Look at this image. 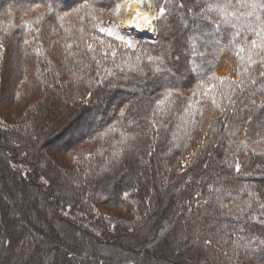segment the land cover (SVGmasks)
<instances>
[{
	"label": "trees",
	"instance_id": "obj_1",
	"mask_svg": "<svg viewBox=\"0 0 264 264\" xmlns=\"http://www.w3.org/2000/svg\"><path fill=\"white\" fill-rule=\"evenodd\" d=\"M123 1L0 0V264H264V0Z\"/></svg>",
	"mask_w": 264,
	"mask_h": 264
},
{
	"label": "bare ground",
	"instance_id": "obj_2",
	"mask_svg": "<svg viewBox=\"0 0 264 264\" xmlns=\"http://www.w3.org/2000/svg\"><path fill=\"white\" fill-rule=\"evenodd\" d=\"M118 15L126 33L142 37L157 35L158 14L153 2L129 0L120 8Z\"/></svg>",
	"mask_w": 264,
	"mask_h": 264
},
{
	"label": "rangeland",
	"instance_id": "obj_3",
	"mask_svg": "<svg viewBox=\"0 0 264 264\" xmlns=\"http://www.w3.org/2000/svg\"><path fill=\"white\" fill-rule=\"evenodd\" d=\"M129 0H124L116 9H115V11L114 12H112V14H110V15H108V17H106L105 18V20L101 23V27H100V29H104V31L103 32H105L106 34H108V35H110L111 37H113V38H116V39H119V40H122V41H124V42H129L130 41V38H136V39H138L137 38V36H135V35H131V34H128V33H126L124 30H123V28H122V21H120V18H119V15H118V13H119V10H120V8L125 4V3H127ZM145 1H147V2H153L154 3V5H155V8H156V11H157V14H158V19H159V14H160V8H159V6L157 5V3H156V1L155 0H145ZM195 2L197 3V4H203L204 3V0H195ZM157 28H158V23H157ZM109 32H111V34H109ZM158 33H159V30H158ZM220 33L218 32V35H219ZM187 39H188V36H187ZM144 40V39H143ZM218 45V44H217ZM20 68V65H13V69H19ZM8 76V78H9V81L10 80H13L14 79V75L11 73V75H7ZM4 116H6V113H4ZM75 136H76V134H74ZM49 152V154H52V153H50V152H53V148H51L50 149V151H48ZM2 158V157H1ZM3 159V158H2ZM247 180H245V182H246ZM2 185H0V190H2ZM55 195V194H54ZM56 195H57V193H56ZM28 200H29V202L30 203H32V201H31V198L29 199L28 198ZM33 204H36V203H33ZM82 232V231H81ZM131 232V231H130ZM132 241V239H128V241H126V242H131ZM51 241H47V242H45V245H46V247L49 245V244H51L50 243ZM104 249H106V248H104ZM104 252H106V253H103V254H108V255H111V257H113V258H115V255H113V254H111L110 252L108 253V251H105L104 250ZM135 258H137L136 256H135ZM170 262H166V264H169ZM9 264H11V263H9Z\"/></svg>",
	"mask_w": 264,
	"mask_h": 264
},
{
	"label": "snow or ice",
	"instance_id": "obj_4",
	"mask_svg": "<svg viewBox=\"0 0 264 264\" xmlns=\"http://www.w3.org/2000/svg\"><path fill=\"white\" fill-rule=\"evenodd\" d=\"M141 2H143V0H141ZM35 6H39V0H37ZM182 6H183V5H181V7H182ZM164 12H165V9L161 8V9H160V15H163ZM147 22L150 23V21H147ZM101 31H104V29H101ZM109 34H111V32H109ZM0 47H2V45H0ZM261 75L264 76V72H261ZM237 171H239V168H238V167H237Z\"/></svg>",
	"mask_w": 264,
	"mask_h": 264
},
{
	"label": "water",
	"instance_id": "obj_5",
	"mask_svg": "<svg viewBox=\"0 0 264 264\" xmlns=\"http://www.w3.org/2000/svg\"><path fill=\"white\" fill-rule=\"evenodd\" d=\"M158 37V30H157V35L156 36H149V37H142V36H137L138 39H144V40H154V39H157Z\"/></svg>",
	"mask_w": 264,
	"mask_h": 264
}]
</instances>
